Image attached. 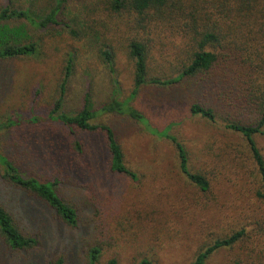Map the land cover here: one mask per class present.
<instances>
[{
	"label": "trees",
	"instance_id": "trees-1",
	"mask_svg": "<svg viewBox=\"0 0 264 264\" xmlns=\"http://www.w3.org/2000/svg\"><path fill=\"white\" fill-rule=\"evenodd\" d=\"M101 7L103 17L90 19L98 32L97 53L111 75L119 49L127 56L132 65L128 96H123L115 80V93L97 109L87 93L79 111L65 113L62 104L71 74L69 59L58 95L45 113L36 114L31 107L28 117H10L0 124V130L55 131L78 160L86 155L85 138L97 135L102 140L98 154L108 182L123 179L140 186L147 172L157 173L150 168L141 173L139 166L130 164L114 126L126 122L142 128L169 146L193 204L221 217L219 232L200 243L189 264H207L219 254L226 256L224 264H264V151L256 143L257 137L264 136V0H103ZM96 12L97 6L91 14ZM7 22L22 23L16 27L2 24ZM65 25L60 2L38 15L14 0H3L0 60L36 55L37 43L29 41L27 27L56 35L68 28ZM165 35L177 41L168 52L163 51ZM184 81L192 95L210 90L213 106L217 105L201 104L194 98L188 105L190 116L208 126L220 124L234 141H206L192 154L175 131L182 121L154 128L132 105L145 87H170ZM102 117L106 121L95 122ZM164 158L158 155L157 166L169 157ZM0 179L11 195L38 202L64 226L77 228L78 212L62 197L60 176L28 175L18 158L0 154ZM228 216L232 217L227 221ZM18 217L7 201H0V247L10 255L27 257L40 244L22 228ZM100 255L97 246L89 247L86 264H98ZM49 264H64V259ZM137 264L151 262L141 259Z\"/></svg>",
	"mask_w": 264,
	"mask_h": 264
},
{
	"label": "rangeland",
	"instance_id": "rangeland-1",
	"mask_svg": "<svg viewBox=\"0 0 264 264\" xmlns=\"http://www.w3.org/2000/svg\"><path fill=\"white\" fill-rule=\"evenodd\" d=\"M14 1L38 15L60 2L61 18L68 28L55 35L27 27L29 41L37 43L36 55L0 60V124L10 117H28L31 107L36 114H44L58 95L69 59L71 74L62 104L65 113L79 111L87 93L97 109L115 93V80L123 96H128L132 89V65L127 56L119 49L115 74L111 75L97 53L98 32L90 19L103 17V0ZM95 6L98 12L91 14ZM20 23L2 24L16 27ZM173 42L177 41L165 35L163 51L168 52ZM189 90L185 81L170 87L148 86L139 92L132 105L154 128L182 121L175 131L192 154L206 141H234L235 137L223 132L220 124L208 126L190 116L188 105L194 98L211 106L215 100L210 90L194 96ZM100 120L106 118L95 122ZM38 129L30 127L17 132V128H2L0 154L18 158L28 175L42 179L60 176L64 181L62 197L77 209L78 225L75 229L68 228L42 204L11 195L0 179V201L10 204L22 228L37 237L40 244L27 257L10 255L0 247V264H49L59 257L64 259V264H86V251L91 246L101 251L98 264H137L141 259L151 264H189L200 243L209 234L219 232L223 225L216 211H203L193 204L190 190L171 160L169 146L148 136L142 128L126 122L114 126L130 164L139 166L141 173L147 168L157 173L147 172L140 186L123 179L108 182L98 154L102 143L99 136L85 138L86 155L78 160L57 132ZM256 143L264 151V136L257 137ZM158 155L169 157L159 164L160 168L156 164ZM225 259L226 256L219 254L207 264H224Z\"/></svg>",
	"mask_w": 264,
	"mask_h": 264
}]
</instances>
